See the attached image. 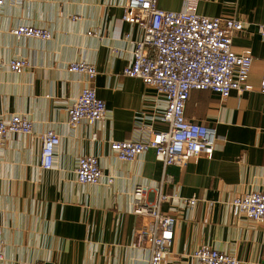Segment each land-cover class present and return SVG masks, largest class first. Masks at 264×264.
<instances>
[{
	"label": "crops",
	"instance_id": "crops-1",
	"mask_svg": "<svg viewBox=\"0 0 264 264\" xmlns=\"http://www.w3.org/2000/svg\"><path fill=\"white\" fill-rule=\"evenodd\" d=\"M197 12L243 23L232 49L253 56L248 83L252 91H232L224 100L208 90H192L185 117L212 126V156L200 154L183 167L167 166L170 182L161 185L169 199L164 213L175 217L173 239L164 264H203L192 256L200 245L235 255L241 264H264V224L237 219L229 201L248 191H264V93L258 91L264 59V0H196ZM125 0H5L0 7V119L22 113L32 134L8 133L0 148V264H147L149 241L140 237L151 219L133 213L132 191L154 187L162 164L148 150L120 161L109 143L148 136L163 128L158 119L164 100L154 87L122 70L130 65L133 42L142 30L122 19ZM183 0H157L178 11ZM77 16V19L73 17ZM26 23L51 32L47 40L18 38L10 30ZM94 31L95 35H86ZM13 57L28 65L15 73ZM96 67L92 80L68 71L71 61ZM91 86L107 109L93 125L69 129L67 108L84 86ZM138 125L144 129L139 131ZM60 136L53 167L39 165V134ZM92 154L103 178L97 184L75 179L77 159ZM112 177L111 185L105 183ZM147 191L146 201L154 198ZM195 197L189 208L184 199Z\"/></svg>",
	"mask_w": 264,
	"mask_h": 264
},
{
	"label": "built area",
	"instance_id": "built-area-1",
	"mask_svg": "<svg viewBox=\"0 0 264 264\" xmlns=\"http://www.w3.org/2000/svg\"><path fill=\"white\" fill-rule=\"evenodd\" d=\"M4 3L5 0H0V7ZM122 19L142 30V37L133 42L131 63L122 73L155 88L164 100L158 119L165 126L150 128L148 136L111 141L109 147L120 161H132L152 150L155 159L162 164L159 184L152 188L138 184L132 196L133 213L151 219L140 234L149 241L147 264H164L175 223L174 216L161 210V204L169 199L162 193L161 185L172 179L164 170L170 165L183 167L189 159L200 154L210 158L217 138L214 127L185 117V103L192 90H208L220 100L227 98L232 91H252L253 87L247 81L253 56L249 49L239 53L232 49L234 35L243 28L240 20L202 15L197 12L196 0H183L178 11L159 8L157 0H125ZM258 31L264 37V24L259 25ZM10 32L18 38L47 40L51 37L48 29L26 23L18 24ZM86 35H95V32L87 31ZM27 65V61L19 57H13L7 63L8 69L15 73ZM67 69L83 74L89 81L96 74L95 65L84 60L71 61ZM258 91L264 93V59ZM106 113L104 101L93 87L86 85L67 108V124L71 130L81 121L93 125ZM138 129L142 131L144 128L138 125ZM32 131V121L25 114L15 113L7 119H0V148L8 133L30 135ZM39 139V165L44 170L51 169L60 136L48 129L39 134ZM74 172L79 184H97L103 178L99 160L92 154L78 157ZM105 180L107 185L113 182L110 176ZM147 191L155 195L151 201L144 199ZM184 202L191 208L196 198L189 197ZM229 207L234 218L264 224V191H248L234 196ZM1 245L0 237V258ZM192 256L203 264H241L235 255L210 245L196 247Z\"/></svg>",
	"mask_w": 264,
	"mask_h": 264
}]
</instances>
